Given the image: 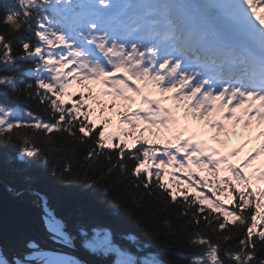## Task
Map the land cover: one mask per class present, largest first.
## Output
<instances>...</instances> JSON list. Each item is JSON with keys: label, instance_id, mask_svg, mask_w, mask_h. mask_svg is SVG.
Segmentation results:
<instances>
[{"label": "snow or ice", "instance_id": "6c2138e0", "mask_svg": "<svg viewBox=\"0 0 264 264\" xmlns=\"http://www.w3.org/2000/svg\"><path fill=\"white\" fill-rule=\"evenodd\" d=\"M4 7L0 23L9 33L30 35L17 41V54L13 40L0 33V64L12 69L21 61L34 62L28 74L51 113L48 119L32 111L21 117L0 104L5 142H12L14 131L28 129L16 136L23 161L37 168L50 163L36 143L37 133L47 144L58 133L92 140L88 159L113 152L125 170L123 161L131 160L132 173L144 187H152L154 177L156 189L174 203L177 190L165 185L161 171L176 164L187 168L191 180L189 162L194 163L215 179L200 176L181 183L212 184L214 195L220 182L232 200L226 208L203 191L179 193L180 215L189 216V224L228 232L215 238L193 233L191 242L200 249L191 254L193 264H224L221 243L234 235L238 244L224 249L223 256L233 264H264L257 251L264 244V161L256 163L264 156V0H15ZM0 85L15 90V79L0 77ZM232 137L242 143L227 152L215 146L227 147ZM249 143L253 147L237 163L229 161ZM205 201L211 211L203 207ZM45 224L54 225L50 232L56 240L74 242L67 224L50 211ZM83 233L78 235L84 251L100 252L95 233ZM104 247L121 264H145L115 247L113 239ZM25 248L11 259L0 250V264H84L42 252L34 241Z\"/></svg>", "mask_w": 264, "mask_h": 264}, {"label": "trees", "instance_id": "16d2710c", "mask_svg": "<svg viewBox=\"0 0 264 264\" xmlns=\"http://www.w3.org/2000/svg\"><path fill=\"white\" fill-rule=\"evenodd\" d=\"M14 2L15 0H0V16L5 11L4 5ZM0 33L13 40L17 54V41L30 35L26 30L10 34L7 26L2 23ZM33 67L32 61H21L12 69L0 64V77L15 79V90L11 86L0 85V104L15 108L21 117L26 111H32L34 115L48 119L51 113L48 106L41 103L43 93L36 94L34 77L28 74ZM29 84H32L33 88L25 91ZM73 87L77 91L81 90L77 85ZM25 131L28 129L14 131L11 143L0 137V182L4 183L10 192L21 194L22 199L43 196L50 212L64 221L73 234L74 242L69 243L91 264H121L116 253L104 250L108 249L104 246L109 238L115 241V247L139 261L141 257H148L153 261H162L163 264H193L191 254L200 251L199 247L191 242L195 238L193 233L201 231L211 234L214 238L216 235H228V232L223 230L214 233L204 224L199 227L189 224L190 217L180 215L184 205L179 196L180 192L191 196L194 190L203 191L226 208L231 205L232 197L226 194L227 188L220 187V182L215 185L214 195L212 184L203 188L202 184L187 187L181 183L194 181L200 176H207L210 181L215 179L210 172L197 168L194 163L189 164L193 171L191 180L185 175L187 168H180L176 164L166 165L161 171L165 185L170 184L172 189L177 190V202L174 203L156 189L154 177L152 187L145 188L143 181L132 173L131 160L123 161L127 169L125 170L120 168L119 159L113 152L105 151L98 158L88 159L87 152L93 146L92 140L85 143L65 133L53 135L52 144L45 143V136L37 133L36 143L49 155L50 163L40 168L34 167L21 159L22 141L17 140L16 136ZM65 167L70 171L64 172ZM173 176L179 179H173ZM203 207L211 211L207 201ZM228 220V226L232 227V218ZM259 228L258 225L257 231ZM79 230H83L85 235L87 232H94L95 244L101 251L97 254L85 252L81 247ZM232 231L239 230L232 228ZM239 238V235H234L230 241L221 243V258L224 264L233 262L223 256V250L237 245ZM98 239L100 241H97ZM257 251L264 257V244H258Z\"/></svg>", "mask_w": 264, "mask_h": 264}, {"label": "water", "instance_id": "95a60500", "mask_svg": "<svg viewBox=\"0 0 264 264\" xmlns=\"http://www.w3.org/2000/svg\"><path fill=\"white\" fill-rule=\"evenodd\" d=\"M47 212L43 196L22 199L21 194L10 192L0 182V250L11 259L14 255L27 252L26 242L34 241L40 251L48 252L49 255L57 254L63 259H71L70 253L85 264H91L72 244L52 237L50 229L54 225L45 224Z\"/></svg>", "mask_w": 264, "mask_h": 264}, {"label": "rangeland", "instance_id": "374dc122", "mask_svg": "<svg viewBox=\"0 0 264 264\" xmlns=\"http://www.w3.org/2000/svg\"><path fill=\"white\" fill-rule=\"evenodd\" d=\"M165 103H169V102H168V101H165ZM204 139H207V137H204ZM209 142L211 143V141H209ZM240 143H242V141H241V139H240L239 137H232V138H231V141H230V143H229V145H228L227 147H223V146H220V145H215V146L218 147V148H220L221 152H227L231 147H233V146H238ZM252 147H253V144H251V143L247 144V145L242 149V151L238 154L237 157L229 156V161H232V158H234L233 161L237 162V161L239 160V158H241V157L244 155V153L247 152L248 149H250V148H252ZM222 148H225V149L227 148V150L223 151ZM262 161H264V156H262V159L260 158V160H258V161L256 162L257 165H259ZM245 171H250V169H245ZM48 211H50L49 208H48ZM57 219H58V218H57ZM97 241H100V239H98ZM104 243H106V242H104ZM104 250H109V249H104ZM68 255H69L70 258H79V257L74 256V255L69 254V253H68ZM140 260H141V262L145 261L146 264H147V263H149V264H155V261L151 260V259L148 258V257H141ZM120 261H121V258H120ZM120 263H121V262H120ZM84 264H85V263H84Z\"/></svg>", "mask_w": 264, "mask_h": 264}]
</instances>
